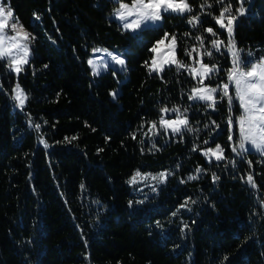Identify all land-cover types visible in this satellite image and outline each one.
Masks as SVG:
<instances>
[{"label": "trees", "instance_id": "obj_1", "mask_svg": "<svg viewBox=\"0 0 264 264\" xmlns=\"http://www.w3.org/2000/svg\"><path fill=\"white\" fill-rule=\"evenodd\" d=\"M8 2L36 37L19 75L0 62V264H264V157L231 151L239 131L219 124L226 102L215 111L192 103L197 81L187 71L173 65L157 74L145 66L165 33L176 36L177 58L186 64L185 51L200 48L198 35L212 50L216 37L205 28L227 44L213 16L228 4L237 14L238 3L189 0L194 11L186 17L211 4L196 28L165 15L158 27L133 35L109 17L110 0ZM234 38L244 60L264 48V0H252ZM98 47L124 50L126 79L114 69L92 75L87 61ZM212 51L230 67L226 49ZM16 84L28 97L23 109L12 99ZM163 107L187 108L193 130L153 137ZM239 114L234 107L233 117ZM212 121L221 127L209 140ZM216 145L225 159L207 161L203 150ZM137 170L170 173L142 204L127 182Z\"/></svg>", "mask_w": 264, "mask_h": 264}, {"label": "snow or ice", "instance_id": "obj_2", "mask_svg": "<svg viewBox=\"0 0 264 264\" xmlns=\"http://www.w3.org/2000/svg\"><path fill=\"white\" fill-rule=\"evenodd\" d=\"M115 2L118 7L114 10L113 18L119 21L123 30L136 35L142 34L145 30L158 27L159 23L164 20L165 15H168L169 18H173V16L184 18L192 28H196L201 24L200 15L204 14V9L211 8V4L201 3L199 4L200 15L186 17V13L191 14L194 11L189 0H129V2L115 0ZM219 2L223 4L224 0H219ZM237 3L239 5L236 9L237 14H233V8L231 4H228L221 8L218 15L213 16L219 28L227 33V44L224 40L218 38V33L212 27L203 29L212 37H216L210 40L212 50L220 53L221 49L224 48L227 50L226 54L230 55V67L224 70V78L217 79L221 74L218 63L204 62L205 56L211 60L213 51L205 48V38L203 36L196 37V40L199 41V49L193 47L185 51V56L192 59V64H186L176 58V36L173 34L169 38V34L165 33L164 37L157 40L149 49L154 55L150 63L145 62V66L150 73H162L166 67L171 68L173 65L178 73L181 70L187 71L197 81V86L190 90L187 98L191 101H203L204 106L214 111L218 103L226 102L228 112L226 123L229 130L233 127V108L238 107L240 114L235 118V123L238 125L239 142L238 146L232 144L231 151L237 153V155H243L249 151L250 146L251 149L264 155V57H260L258 61L241 58V50L237 48L234 38V27L238 17L245 14V0H237ZM12 21H14L13 10L11 7L5 6L4 0H0V62L6 64L8 69L19 75L24 70V66L29 64L30 45L35 37L19 23L18 19ZM185 35H189V33H185ZM166 40L169 41L167 45L165 44ZM200 49H203V51H200ZM93 52H105L110 60L119 65L121 69H124L126 65L122 55L108 52L106 49H93ZM194 52L198 54L199 59L193 57ZM247 56L251 58L253 53L248 52ZM103 59L101 57V60ZM87 63L91 66L92 75L94 76L100 75L101 68H108L107 62L98 64L96 60L89 59ZM205 80H215L216 85L205 84ZM111 95L115 97L116 93L113 92ZM12 99L23 109L28 97L19 84H16ZM187 111V108L181 111L179 107L161 108L158 121L159 128L157 127V121H153L149 131L153 135H158L161 129L165 133L170 130L174 134H181L184 130L192 131L193 129L190 127L186 115ZM168 113H175V117L173 119L165 118ZM212 124L216 128L220 127L215 121H212ZM36 127L39 128V125H36ZM232 140L233 136L230 134L229 141ZM45 147H47L46 144ZM203 155L209 161L213 158L217 161L225 159L224 148L220 145H216L215 148L209 147L203 152ZM200 171L201 169H197V172ZM169 175L168 172H161L158 175L143 174L137 170L127 182L130 185H137L146 180L165 183ZM197 178V176L189 177L190 180ZM217 179L219 177L213 174V180ZM247 182L255 187L252 175H248ZM152 190L156 191L155 187ZM137 203L142 204L144 201L140 200ZM131 205L132 202L129 201V206L131 207ZM186 206L187 202L181 205V207ZM173 215H176V213L174 212ZM186 227L187 225H185Z\"/></svg>", "mask_w": 264, "mask_h": 264}, {"label": "rangeland", "instance_id": "obj_3", "mask_svg": "<svg viewBox=\"0 0 264 264\" xmlns=\"http://www.w3.org/2000/svg\"><path fill=\"white\" fill-rule=\"evenodd\" d=\"M111 2H113L115 5H114V7H113V9H112V12H111V14H109V17L110 18H112V19H114L113 18V13H114V10L118 7V4L115 2V0H110ZM231 1H233V0H231ZM235 2H237V0H234ZM251 1L252 0H245V3H244V8H245V10L248 8V7H250V4H251ZM124 2H129V0H124ZM4 4H5V6L6 7H11V9L13 10V8H12V6L10 5V3L8 2V0H4ZM13 13H14V10H13ZM15 19H17L16 18V16H15V14H14V21H15ZM38 20V16L37 15H35V16H33V18H32V21L35 23L36 21ZM114 20H116V19H114ZM14 21H12V22H14ZM19 21V20H18ZM39 21V20H38ZM118 23H119V21L118 20H116ZM11 23V22H10ZM19 23H21L20 21H19ZM237 23V21L235 22V24ZM23 26H24V28L32 35V36H34V37H36V34L34 33V32H32L31 30H29L23 23H21ZM120 24V23H119ZM162 24V22H160L159 23V25H161ZM223 30V29H222ZM132 34V33H131ZM133 35H136V34H133ZM206 35H208V34H206ZM198 36H200V35H198ZM211 36V35H210ZM204 42H205V40H207V36H204ZM210 38H213L212 36L210 37ZM168 42L169 41H165V44L167 45L168 44ZM236 42V41H235ZM33 43H34V40L31 42V45H30V48H31V55H30V58H29V63H30V60H31V58H32V48H33ZM236 46H237V44H236ZM96 49H106V48H101V47H98V48H96ZM108 52H112V53H114V54H117V55H122V58L126 61V58H125V55H124V50L123 49H106ZM165 51H166V49H165ZM251 53H253V56L251 57V58H249L248 56L245 58V60H248V59H252L253 61H258L259 60V58L260 57H264V48H259V49H257V50H254V51H252ZM154 55V54H153ZM218 56V55H217ZM216 55H213V57L211 58V60L212 61H221V62H218V64H219V66H220V68H221V74H220V77H218L217 79H220V78H224V74H223V70H224V66H223V63H224V61H223V59H220V58H218ZM101 57H103L104 59L103 60H101ZM176 58H177V53H176ZM89 59H93V60H96L97 61V63L98 64H102V63H104V62H107L108 63V68L107 69H104V68H101V70H100V75L101 74H104V73H106V72H108L110 69H114L115 71H117V72H120V73H122V74H124V72L126 71V65H125V67H124V69H121V67L119 66V65H116L114 62H112L111 60H110V58L107 56V54L105 53V52H93L92 54H91V56L88 58V60ZM178 59V58H177ZM210 59V58H209ZM29 65V64H28ZM28 65H25L24 67H26V66H28ZM89 65V64H88ZM198 66V65H197ZM89 67H90V69H91V72H92V68H91V66L89 65ZM10 70V69H9ZM11 71V70H10ZM11 72H13V71H11ZM13 73H15V72H13ZM153 73H157V72H153ZM16 74V73H15ZM157 74H160V73H157ZM116 76H117V74H115ZM97 76H99V75H97ZM124 78L126 79L127 78V75H125L124 74ZM210 82V83H209ZM204 83L205 84H211L212 86H215L216 85V81L215 80H205L204 81ZM21 87V86H20ZM113 92H115L116 93V96L120 93V87L118 86L116 89H114L113 91H112V93ZM218 95V94H217ZM116 96L115 97H113V98H116ZM192 103H198V102H202V103H204L203 101H191ZM26 104V103H25ZM16 105H17V107L18 108H20L19 106H18V104H17V102H16ZM234 109V108H233ZM184 109H181V111H183ZM188 112V111H187ZM187 115V114H186ZM175 117V113H168L167 114V116L165 117V118H167V119H173ZM237 116H235V117H233V127H232V129L231 130H234L235 128H237L238 129V125H236V123H235V118H236ZM187 118H188V121H189V116L187 115ZM219 124H221V126L223 127L225 124H226V121L223 119V120H221V121H219ZM220 126V127H221ZM157 127L159 128V123L157 122ZM220 127L219 128H216V131L214 132V133H212V134H210V137H209V140H212V139H214L215 138V135H216V132L217 131H220ZM239 131V130H238ZM160 132H165L163 129H161L160 130ZM160 132H159V134H160ZM152 133V132H151ZM158 134V135H159ZM167 135H177V134H174V133H172L170 130L166 133ZM152 136L153 137H156V135H153L152 134ZM208 140V141H209ZM238 142H239V140H238ZM238 142L237 143H232V144H236L237 146H238ZM232 144H231V146H232ZM230 146V147H231ZM216 147V146H215ZM214 147V148H215ZM205 150H207V149H204L203 151H205ZM250 151H252V152H254V153H256V154H258V155H261L260 153H258L257 151H255L254 149H251V147L249 146V151H247L246 153H244L243 155H237V153H234L235 155H237V156H240V157H245ZM261 156H263L264 157V155H261ZM206 159H207V161H209L208 160V158L206 157ZM211 161H217V160H215V158H213ZM221 161V160H220ZM141 172V171H140ZM141 173H143V174H148V172L147 173H144V172H141ZM159 173H161V172H159ZM159 173H150V174H152V175H158ZM163 183H159L158 181H153V180H146V181H144V182H142V183H139V184H137V185H132V188H133V192L135 193V195H136V197H137V199L140 201V200H143V201H146L147 199H149L151 196H153L154 194H156L157 192H158V190H159V188L161 187V185H162ZM153 187H155V189H156V191H153L152 190V188ZM141 189H142V191H141ZM262 206L264 207V204H262Z\"/></svg>", "mask_w": 264, "mask_h": 264}, {"label": "water", "instance_id": "obj_4", "mask_svg": "<svg viewBox=\"0 0 264 264\" xmlns=\"http://www.w3.org/2000/svg\"><path fill=\"white\" fill-rule=\"evenodd\" d=\"M249 8H250V7H248V8L246 9L245 14L247 13V11H248ZM240 18H241V16L238 17L237 22L240 20ZM236 25H237V23L235 24V27H236ZM235 27H234V34H235ZM237 48H238V46H237ZM238 49H239V48H238Z\"/></svg>", "mask_w": 264, "mask_h": 264}]
</instances>
